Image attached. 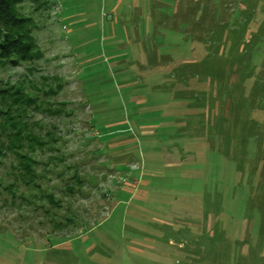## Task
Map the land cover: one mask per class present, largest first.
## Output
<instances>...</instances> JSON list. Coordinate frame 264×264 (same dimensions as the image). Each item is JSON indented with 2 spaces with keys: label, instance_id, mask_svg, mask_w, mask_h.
<instances>
[{
  "label": "rangeland",
  "instance_id": "1",
  "mask_svg": "<svg viewBox=\"0 0 264 264\" xmlns=\"http://www.w3.org/2000/svg\"><path fill=\"white\" fill-rule=\"evenodd\" d=\"M17 11L36 50L0 61V264H264V0Z\"/></svg>",
  "mask_w": 264,
  "mask_h": 264
},
{
  "label": "trees",
  "instance_id": "2",
  "mask_svg": "<svg viewBox=\"0 0 264 264\" xmlns=\"http://www.w3.org/2000/svg\"><path fill=\"white\" fill-rule=\"evenodd\" d=\"M21 0H0V61H6L14 67L35 58V43L31 35L30 18L19 15L17 6ZM0 79V92L2 90ZM24 158V157H23Z\"/></svg>",
  "mask_w": 264,
  "mask_h": 264
}]
</instances>
